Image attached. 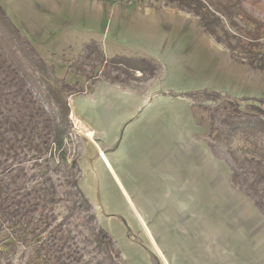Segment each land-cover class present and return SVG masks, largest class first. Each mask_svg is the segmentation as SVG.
Masks as SVG:
<instances>
[{"label": "rangeland", "instance_id": "374dc122", "mask_svg": "<svg viewBox=\"0 0 264 264\" xmlns=\"http://www.w3.org/2000/svg\"><path fill=\"white\" fill-rule=\"evenodd\" d=\"M0 5L49 76L73 86L66 93L72 127L63 144L51 146L50 161L26 166L37 173L34 181L47 168L56 185L55 213L67 219L84 260L109 261L94 243L102 230L112 240L114 264H264V208L236 161L259 157L264 137L229 133L230 121L263 116L264 70L164 0ZM246 8L264 22V0H249ZM94 45L107 59L151 60L155 76L127 78L96 52L89 56ZM202 90L232 99L185 96ZM73 179L89 210L71 208ZM33 252L19 242L7 255L12 264H28Z\"/></svg>", "mask_w": 264, "mask_h": 264}, {"label": "trees", "instance_id": "16d2710c", "mask_svg": "<svg viewBox=\"0 0 264 264\" xmlns=\"http://www.w3.org/2000/svg\"><path fill=\"white\" fill-rule=\"evenodd\" d=\"M118 1L132 5L139 0ZM164 1L197 16L203 29L218 43L232 51L241 50L253 68L264 70V22L247 10L249 0ZM223 18L235 33L226 27ZM237 18L251 29L242 28ZM20 38V29L0 5V264H12L8 247L12 249L19 242L33 246V257L28 264H114L112 240L102 230L98 232L100 240L96 236L94 243L105 250L109 261L84 260L67 219L59 220L55 213L56 185L47 168L40 170L41 180L34 181L37 173H31L26 166L27 161L35 167L41 165V160L50 161L47 154L51 146L60 148L63 144L72 127L66 93L73 86L51 78L44 61L36 59L27 44L20 43ZM95 52L99 61L114 65L127 78L134 79L137 72L147 78L155 76L157 67L149 59L124 56L107 59L96 45L89 56ZM185 96L194 101L232 99L213 90L192 91ZM259 109L263 116L258 119L230 121L229 133H260L264 137V108ZM236 161L243 179L264 208V151L259 157L236 158ZM69 183L78 187L77 200L71 208L89 210L90 204L78 181L73 179Z\"/></svg>", "mask_w": 264, "mask_h": 264}, {"label": "bare ground", "instance_id": "6f19581e", "mask_svg": "<svg viewBox=\"0 0 264 264\" xmlns=\"http://www.w3.org/2000/svg\"><path fill=\"white\" fill-rule=\"evenodd\" d=\"M87 136H89L90 137V135H89V133L87 134ZM92 139V138H91ZM93 140V139H92ZM100 154H101V156H102V158L104 159V153H103V151L100 149ZM105 160V159H104Z\"/></svg>", "mask_w": 264, "mask_h": 264}, {"label": "crops", "instance_id": "0c3cea01", "mask_svg": "<svg viewBox=\"0 0 264 264\" xmlns=\"http://www.w3.org/2000/svg\"><path fill=\"white\" fill-rule=\"evenodd\" d=\"M106 162H107L108 166H110L109 163H108V160H107V159H106ZM110 169H111V167H110ZM111 170H112V169H111Z\"/></svg>", "mask_w": 264, "mask_h": 264}, {"label": "water", "instance_id": "95a60500", "mask_svg": "<svg viewBox=\"0 0 264 264\" xmlns=\"http://www.w3.org/2000/svg\"><path fill=\"white\" fill-rule=\"evenodd\" d=\"M105 162H106V160H105ZM107 163V162H106Z\"/></svg>", "mask_w": 264, "mask_h": 264}]
</instances>
